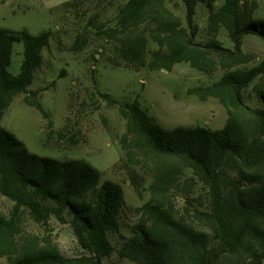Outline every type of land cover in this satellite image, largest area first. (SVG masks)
I'll return each mask as SVG.
<instances>
[{"label": "trees", "instance_id": "1", "mask_svg": "<svg viewBox=\"0 0 264 264\" xmlns=\"http://www.w3.org/2000/svg\"><path fill=\"white\" fill-rule=\"evenodd\" d=\"M181 1L187 26L166 0H130L118 17L117 34L126 41L116 42L132 67L171 72L176 65L189 63L207 75L226 70L219 81L191 88L189 94L202 101L218 99L228 120L216 131L165 129L138 102L119 103L102 94L127 121L121 143L128 156L138 152L157 163L152 201L141 209L144 219L133 227L121 256L135 264H264V108L254 109L245 99L246 90L264 80V62L245 68L249 57L242 49L246 37L264 40V20L254 18L257 0H225L218 9L209 0ZM200 3L208 5L210 30L213 34L226 30L233 49L217 41H196ZM145 25L147 36L134 40ZM50 40V32L33 35L28 30L0 28V193L15 203L10 218L0 214V259L7 258L8 264H104L103 259L114 252L109 233L120 228L123 188L103 182L101 172L85 161L31 154L13 134L1 129L6 110L21 94H31L26 102L49 119L29 88ZM17 45L23 47V60L14 76L10 67ZM256 94L264 105V88L257 87ZM182 168L191 170L207 189V209L194 208V215L211 234L178 219L167 202ZM25 210L44 225L53 217L63 222L68 218L88 255L67 258L38 238L20 240Z\"/></svg>", "mask_w": 264, "mask_h": 264}, {"label": "rangeland", "instance_id": "2", "mask_svg": "<svg viewBox=\"0 0 264 264\" xmlns=\"http://www.w3.org/2000/svg\"><path fill=\"white\" fill-rule=\"evenodd\" d=\"M130 0H0V28L33 35L51 33L50 45L43 51V61L35 72L29 91L36 94L49 115L42 114L16 96L6 110L1 129L13 134L31 153L57 160L85 161L98 169L102 181L119 184L124 191L120 212V228L109 233L114 252L103 259L104 264H135L121 256L124 244L133 236V227L143 219L142 208L152 201L157 163L140 153L128 152L122 145L127 121L116 106L102 97L110 95L119 103L138 102L153 122L165 129L202 127L211 131L224 128L228 115L218 99L200 100L189 89L206 87L219 81L226 70L207 75L189 63L178 64L173 71H152L132 67L116 41H126L117 34L119 11ZM215 9L225 0H209ZM255 19L264 20V0H257ZM171 11L184 26L186 8L181 0H166ZM210 11L205 3L198 4L196 41H212L233 49L226 30L213 34L209 28ZM146 26L134 34V40L147 36ZM150 49H157L150 45ZM242 49L249 57L245 68L264 62V40L249 36ZM23 60V47L14 50L10 72L16 76ZM264 88V80L255 81L245 92L248 106L263 109L256 94ZM158 161V160H157ZM159 163L171 164L168 161ZM176 186L166 199L178 219L196 231L211 234L194 215V208L207 209V189L189 169L182 168ZM15 203L0 193V214L10 218ZM24 237L38 238L45 246L58 248L67 258L88 255L81 247L68 218L64 222L52 218L39 224L28 211L21 213ZM0 264H8L1 258Z\"/></svg>", "mask_w": 264, "mask_h": 264}]
</instances>
